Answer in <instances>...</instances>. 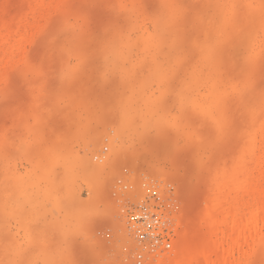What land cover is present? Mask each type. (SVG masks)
I'll return each mask as SVG.
<instances>
[{
	"label": "rangeland",
	"instance_id": "rangeland-1",
	"mask_svg": "<svg viewBox=\"0 0 264 264\" xmlns=\"http://www.w3.org/2000/svg\"><path fill=\"white\" fill-rule=\"evenodd\" d=\"M263 195L264 0H0V264H157ZM260 213L217 227L225 264H264Z\"/></svg>",
	"mask_w": 264,
	"mask_h": 264
},
{
	"label": "bare ground",
	"instance_id": "bare-ground-1",
	"mask_svg": "<svg viewBox=\"0 0 264 264\" xmlns=\"http://www.w3.org/2000/svg\"><path fill=\"white\" fill-rule=\"evenodd\" d=\"M126 165L127 163L124 160H122V162L119 163L118 167L126 166ZM222 188H223L222 183L220 181H215L214 189L216 190L214 191V196H216V200H217V203H216L217 209L221 208V205H222L221 202L224 201V197H225L224 196L225 194L222 192ZM143 205L146 206L147 209L153 211L152 207L147 206V204H140L137 206V211L131 212L132 209L127 211V216H128L127 221H129L132 226H136V230H135L136 232L138 233L141 232L142 236L150 237L151 241L156 246L162 245L164 247H167L169 243L166 241L165 237L169 236L170 234L169 226L167 224L161 225V227L159 226L155 232H152L151 230L146 229V228H148L147 227L148 224H151V227L154 229L156 226L155 224H152V223H154V221H156V224L158 223L159 219L157 217L155 218V220L149 217H146L144 218V222L139 221V220H133V214H136V213L140 214L138 209ZM263 206H264V195L260 199L254 201V203L251 206L249 219L247 220L244 226H241L242 230L240 232H243L241 234L242 236H244V240L245 241L247 240L248 243H249L248 241L249 238L253 239L254 236L257 235V232H256L257 225H258L257 222L259 223L258 220H260L259 219L260 215H262L260 211L262 210V213L264 212ZM226 208L227 210L225 213H222L219 210L216 212L215 216H212V217L208 215L206 216L204 215V217L202 216L203 218H201V221L199 223H196V225H194L193 228H190V227L188 228L186 226L185 228L178 230L177 236L180 240V245L178 246L179 248H176L174 251H172V254L171 255L169 254L166 260L162 258L161 260L157 262V264H199L200 261H201L200 263H205L207 261L208 262L210 261V262H214L217 264H225V262H227L228 260L227 250L229 248L223 247V245L221 244L222 245L220 247L221 249H219L220 251L218 250V246L217 244H215L218 238L216 236V233L218 231L217 227H219V225L223 222L224 218L227 217L229 218L230 223H231V227H229V229L231 228V230L230 232H228L229 236L233 237V233H235L236 235H240V232L234 231V228L232 227L234 226L233 223L236 221V216H237L236 211L234 210V207L228 206ZM154 212L160 218L161 214L158 213L157 211H154ZM161 222L162 220L160 219V223ZM206 224L209 229V231H207L208 232L207 239H205V241L202 240V242H199L198 240L199 244L196 240L197 244L196 245L193 244L192 240L195 239L196 233H199L200 230H203V227ZM212 224H215V226H211ZM157 233H165L166 236L161 237L160 239L156 235ZM213 234L215 235V238L214 236L212 237ZM233 239L235 240L236 236H234Z\"/></svg>",
	"mask_w": 264,
	"mask_h": 264
},
{
	"label": "built area",
	"instance_id": "built-area-1",
	"mask_svg": "<svg viewBox=\"0 0 264 264\" xmlns=\"http://www.w3.org/2000/svg\"><path fill=\"white\" fill-rule=\"evenodd\" d=\"M147 206H150V205H147ZM150 207H153V206L151 205ZM154 207H155V206H154ZM138 210H139V212H140V215H142V219H139V221L144 222V218H146V217H149V218H151V219H153V220H155L156 217L159 219V221H158L157 224H156V221H154V223H152V224H155V226H156L154 229L151 227V224H148V225H147L148 228H146V229H149V230H151L152 232H155L159 226L161 227V225L167 224L166 221H165V219L162 217V215H160V218H159V217L155 214L154 211H151V210L147 209L146 206H144V205L141 206ZM135 211H137V207H136V206L133 207V209L131 210V212H135ZM150 213H152V214H150ZM136 214H138V213H136ZM133 215H134V214H133ZM160 219L162 220L161 223H160ZM143 231H144V230H143ZM156 235L158 236V238H161V237H165V236H166L165 233H157ZM166 238H167V237H165V239H166Z\"/></svg>",
	"mask_w": 264,
	"mask_h": 264
},
{
	"label": "snow or ice",
	"instance_id": "snow-or-ice-1",
	"mask_svg": "<svg viewBox=\"0 0 264 264\" xmlns=\"http://www.w3.org/2000/svg\"><path fill=\"white\" fill-rule=\"evenodd\" d=\"M218 129H219V131L222 134V132H223V125L222 124H219L218 125ZM139 219H142V215H140V214H134L133 215V220H139Z\"/></svg>",
	"mask_w": 264,
	"mask_h": 264
}]
</instances>
